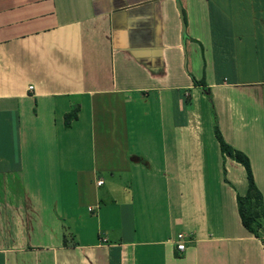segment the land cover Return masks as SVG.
<instances>
[{
	"label": "crops",
	"instance_id": "0c3cea01",
	"mask_svg": "<svg viewBox=\"0 0 264 264\" xmlns=\"http://www.w3.org/2000/svg\"><path fill=\"white\" fill-rule=\"evenodd\" d=\"M214 124L264 205V0H0V264H264Z\"/></svg>",
	"mask_w": 264,
	"mask_h": 264
},
{
	"label": "trees",
	"instance_id": "16d2710c",
	"mask_svg": "<svg viewBox=\"0 0 264 264\" xmlns=\"http://www.w3.org/2000/svg\"><path fill=\"white\" fill-rule=\"evenodd\" d=\"M193 81L205 87V83L202 79L195 80L193 78ZM74 116V109L67 112L65 114L64 125H68L70 119ZM213 132L221 154H225L234 159L235 161L241 163L245 171V192L243 194L236 193L235 195L236 208L240 218V222L253 235L263 237L262 235L264 234V205L261 193L253 180L248 157L243 151L233 147L222 138L221 133L216 124L213 125ZM262 242L264 245V238H262Z\"/></svg>",
	"mask_w": 264,
	"mask_h": 264
},
{
	"label": "built area",
	"instance_id": "2783aa9c",
	"mask_svg": "<svg viewBox=\"0 0 264 264\" xmlns=\"http://www.w3.org/2000/svg\"><path fill=\"white\" fill-rule=\"evenodd\" d=\"M31 88V85L28 86ZM101 180H97V183H100ZM264 235V234H263ZM189 238V233L185 231H179L175 235V247L176 249L182 250L184 248V241Z\"/></svg>",
	"mask_w": 264,
	"mask_h": 264
},
{
	"label": "water",
	"instance_id": "95a60500",
	"mask_svg": "<svg viewBox=\"0 0 264 264\" xmlns=\"http://www.w3.org/2000/svg\"><path fill=\"white\" fill-rule=\"evenodd\" d=\"M178 10H179V12H180V16H182V14H181V9H180V6H179V4H178ZM184 33V21H183V19H182V17H181V35Z\"/></svg>",
	"mask_w": 264,
	"mask_h": 264
}]
</instances>
